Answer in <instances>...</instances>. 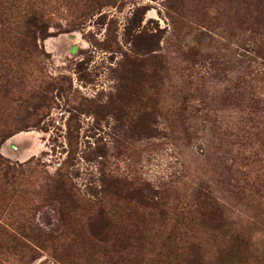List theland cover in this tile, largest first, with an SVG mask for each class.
<instances>
[{"label":"rangeland","instance_id":"rangeland-1","mask_svg":"<svg viewBox=\"0 0 264 264\" xmlns=\"http://www.w3.org/2000/svg\"><path fill=\"white\" fill-rule=\"evenodd\" d=\"M1 138L0 264H264V0H0Z\"/></svg>","mask_w":264,"mask_h":264},{"label":"trees","instance_id":"trees-1","mask_svg":"<svg viewBox=\"0 0 264 264\" xmlns=\"http://www.w3.org/2000/svg\"><path fill=\"white\" fill-rule=\"evenodd\" d=\"M3 139L4 138H1L0 140L3 141ZM56 182H57V189L66 193L65 194L66 200L68 202V206H70V203H72V201L74 202L73 197L70 195V193L65 191L64 184H63V182H62V180L60 179L59 176H58V180H56Z\"/></svg>","mask_w":264,"mask_h":264}]
</instances>
